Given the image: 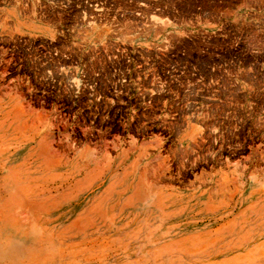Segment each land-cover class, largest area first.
<instances>
[{"label":"rangeland","instance_id":"obj_1","mask_svg":"<svg viewBox=\"0 0 264 264\" xmlns=\"http://www.w3.org/2000/svg\"><path fill=\"white\" fill-rule=\"evenodd\" d=\"M0 264H264V0H0Z\"/></svg>","mask_w":264,"mask_h":264}]
</instances>
